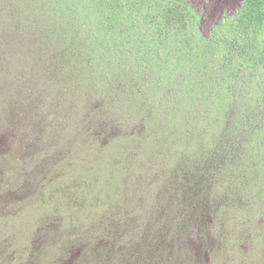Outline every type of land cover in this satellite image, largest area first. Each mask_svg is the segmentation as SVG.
I'll list each match as a JSON object with an SVG mask.
<instances>
[{
  "label": "rangeland",
  "instance_id": "1",
  "mask_svg": "<svg viewBox=\"0 0 264 264\" xmlns=\"http://www.w3.org/2000/svg\"><path fill=\"white\" fill-rule=\"evenodd\" d=\"M186 1L147 4L108 67L39 13L8 25L0 0V264H264V0ZM203 51L234 76L192 95ZM218 95L251 132L218 131ZM192 195L211 204L210 241L150 255L144 233Z\"/></svg>",
  "mask_w": 264,
  "mask_h": 264
},
{
  "label": "trees",
  "instance_id": "2",
  "mask_svg": "<svg viewBox=\"0 0 264 264\" xmlns=\"http://www.w3.org/2000/svg\"><path fill=\"white\" fill-rule=\"evenodd\" d=\"M17 2L19 3L16 4ZM183 2L187 9L194 10L192 6L188 5L186 0H183ZM7 4L9 5V17L7 18L8 25L15 23L21 16L28 20L29 17H36V14L39 13L37 19H42L41 21L44 22L47 30L57 36L60 42L66 44L64 48L68 47L69 44H72L73 41V38H69L67 33H77L78 36H74L76 40L78 39L76 43H79V45L85 48L87 52H104L103 57L108 54V67H110L116 63L117 59L114 61V58L115 54L118 56V48L122 46L123 35L128 34V36H131L130 33L136 26L135 21L140 16L142 9L145 6H148L147 4H152V0H9V2H6V5ZM73 12L76 13L72 14ZM24 23L26 24V21H24ZM72 47L74 48L75 45H72ZM202 53L201 56L197 53V57L202 58L204 64L201 65L202 69L197 73V76L191 77L193 71L186 72L188 75L186 79L190 83L194 84L201 81V83L196 86H192V84L187 82L188 85H191L189 88H192L190 89L192 95L196 91L203 94L198 89L204 87L205 84L202 81L205 79H209L212 82L215 80L214 83L217 84L218 81L224 82L234 76L233 71L222 73L221 70H223L224 66L217 67L218 72L222 73L220 76L216 73L217 70L215 69V66L213 68L211 67L210 63L212 64L213 61L216 60L213 59V57H221L219 54L216 55L214 51H207V55H204V51ZM94 56L97 55H91L90 57ZM203 56L205 57L203 58ZM248 56L256 61V58L252 55ZM97 59H88L87 64H96ZM223 60V57L218 59V61H220L218 62V65L219 63H222ZM164 63L166 64V61H164ZM230 63L232 64L233 61H230ZM189 68L192 67L189 66ZM229 69L232 68L229 67ZM92 70L98 69L92 68ZM107 71H109V69ZM209 71L211 72L210 78L207 77ZM97 72L100 73V71ZM127 72L132 73L133 68L128 69ZM127 72V81L130 83L133 74H128ZM113 77L115 76L113 75ZM192 78L195 79L194 83L191 82ZM254 78L257 79L258 77ZM217 89L222 90L223 86L219 85ZM228 90L230 89L228 88ZM190 91L187 94L188 97ZM176 92L177 90L175 89L174 94H176ZM198 99L199 98H193L192 96V99L189 102H194V100ZM205 99L206 98H203L202 102H205ZM216 99L220 100V105L221 107L223 106V109L226 112L224 121L217 123L219 132H221V128L223 127V133H226L234 126L237 127V124L239 123L251 132V129L255 127L251 126V116L246 117L247 115L242 113L240 105L236 103L232 105L228 104L227 106L230 105V108L227 110L224 106L226 103L219 95ZM207 100L209 101L207 105H210L212 103L211 100ZM243 108L245 111H248V103L243 104ZM101 128L103 127L98 126L96 129L103 131ZM187 182L190 183L189 178ZM192 196L193 198H189L191 201L190 207H193L191 212L188 211L185 215L178 212L171 217H166V223L163 224L158 231H155L153 234L150 232L149 234L144 233L146 237H149L147 242H152L151 244L153 246L155 245V247H152L151 253H149L150 255L155 252L161 254L163 250L166 251L169 249V244L171 242L193 241L201 246L202 242L210 241L211 234L208 219L211 215V204H209L206 197L202 195H199L197 200L194 199L195 195ZM160 216L164 215L161 214ZM144 241L145 239H142L140 242Z\"/></svg>",
  "mask_w": 264,
  "mask_h": 264
}]
</instances>
